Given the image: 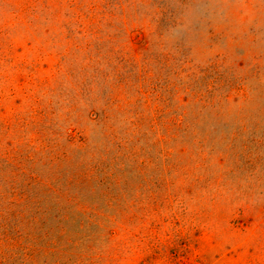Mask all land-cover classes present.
Returning a JSON list of instances; mask_svg holds the SVG:
<instances>
[{"label":"rangeland","instance_id":"1","mask_svg":"<svg viewBox=\"0 0 264 264\" xmlns=\"http://www.w3.org/2000/svg\"><path fill=\"white\" fill-rule=\"evenodd\" d=\"M0 264H264V0H0Z\"/></svg>","mask_w":264,"mask_h":264}]
</instances>
